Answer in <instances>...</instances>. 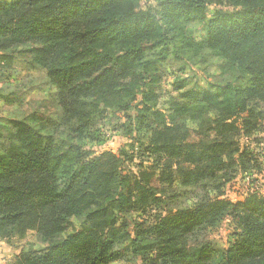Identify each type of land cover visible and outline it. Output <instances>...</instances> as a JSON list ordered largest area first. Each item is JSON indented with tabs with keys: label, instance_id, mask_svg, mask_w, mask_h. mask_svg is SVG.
Segmentation results:
<instances>
[{
	"label": "trees",
	"instance_id": "1",
	"mask_svg": "<svg viewBox=\"0 0 264 264\" xmlns=\"http://www.w3.org/2000/svg\"><path fill=\"white\" fill-rule=\"evenodd\" d=\"M154 1L158 11L141 10L140 0H0V62L13 63L19 49L30 55L55 87L39 105L58 108L55 118L37 108L0 120V240L35 232L46 244L11 264H264V195L232 202L220 183L186 210L147 225L131 219L161 201L163 184L242 175L251 156L236 138L264 123V0ZM208 2L233 12L207 16ZM200 44L204 58L215 57L207 67L220 76L241 70L247 80L178 81L162 113L160 68L194 57ZM22 95L6 92L1 102L18 106ZM116 111L153 157L134 175L125 149L92 151L103 143L96 121ZM227 217L236 225L227 247L203 238Z\"/></svg>",
	"mask_w": 264,
	"mask_h": 264
},
{
	"label": "rangeland",
	"instance_id": "2",
	"mask_svg": "<svg viewBox=\"0 0 264 264\" xmlns=\"http://www.w3.org/2000/svg\"><path fill=\"white\" fill-rule=\"evenodd\" d=\"M140 8L143 11H146L148 8L158 11L154 0H140ZM218 10L227 13L233 12V9L226 4L218 6L211 2H208L205 12L207 16H211ZM204 33L205 26L198 25L194 30L193 38L195 41L201 42ZM198 46H200V49L194 57L191 53L183 54V57H180L179 60L171 59L166 63V66L160 68L158 81L155 86L161 94V99L158 101L157 106H159L162 113L167 108L166 100L170 98L168 92L178 81L182 80L185 84L191 86L193 84L204 86L206 82L219 85L232 82L234 85L242 86L247 80L246 74L241 70L231 75L220 76L216 67H207L210 60H213L215 57L213 56L210 59L204 58L206 50L203 47L205 45L200 44ZM193 53L195 54L194 51ZM213 54L215 55L212 52L211 55ZM12 55L15 58L13 59V63L4 65L0 62V120L23 117L34 112L37 108H41L48 114H52L55 118L58 115V108L54 104L49 102L48 105H39L41 101L47 100L48 96L55 90V87L49 83L45 70L32 66V57L20 51V49ZM148 87L150 85L143 87L142 90L147 91ZM11 91L23 94V100L18 106L6 105L1 102L6 92ZM188 103L190 107L195 106L191 102ZM123 116V113L116 111L96 121L94 128L103 136V143L101 146L93 148L92 151L95 154L102 152L116 154L120 149H125L128 159V171L134 175L142 170L144 166H152L153 157L144 152V145L142 143L132 140L131 129H124L121 126L125 122ZM137 137L139 138V135ZM236 139L240 143V151L246 147L251 156L248 158V169L242 175L238 171L223 181L221 179L207 180L192 188H182L179 185V181H173L170 186L163 184L166 192L161 196V201L153 204L146 211V214L140 211L132 212V221L134 223L146 222L147 225L155 217L163 216L167 212L178 209L186 210L191 203L198 202L204 188L220 183L223 190L222 197L232 202L242 201L247 193L255 192L264 195V123L261 124L260 131L254 136L248 139L241 136ZM142 142L145 143L144 140ZM206 194L208 198H211L213 192H207ZM196 196L198 198H195ZM235 226L233 220L227 217L218 228L205 231L203 238L217 246L227 247L234 240ZM45 246L44 241L35 232H29L22 239L13 237L8 241L0 240V264H11L19 253L37 251L43 249ZM151 263L160 264L155 261H151ZM139 264L142 263L139 262ZM144 264H150V262L146 261Z\"/></svg>",
	"mask_w": 264,
	"mask_h": 264
}]
</instances>
